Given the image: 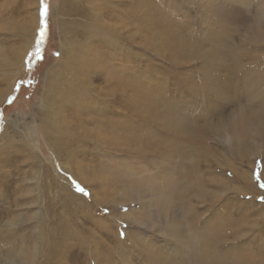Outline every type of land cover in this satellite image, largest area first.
<instances>
[{
    "label": "rangeland",
    "instance_id": "1",
    "mask_svg": "<svg viewBox=\"0 0 264 264\" xmlns=\"http://www.w3.org/2000/svg\"><path fill=\"white\" fill-rule=\"evenodd\" d=\"M44 4L41 38V0H0V93L6 91L0 99V264L6 252L11 261L3 264H186L174 259L175 251L189 248L160 230L164 215L151 202L153 193L133 186H158L162 178L151 147L139 153L131 138H168V128L149 115L153 98L187 122L182 135L169 138L193 141L199 151L187 162L191 180L183 196H174L185 202L181 218L192 246L199 248L214 229L217 237L205 242L222 255L264 264V129L251 132L253 153L234 152L224 138L235 106L246 114L263 107L249 105L241 90L234 104L233 91L218 92L209 81L228 72L264 75V27L254 33L257 21L264 23V0ZM88 43L96 69L74 63L69 70H79L89 97L81 108H62V130L52 132L43 117L53 114L51 94L62 91L59 67ZM61 72L69 84L73 73ZM260 90L253 92L263 103ZM215 127L219 132L209 133ZM4 133L16 146L7 148ZM127 212L136 222L124 219Z\"/></svg>",
    "mask_w": 264,
    "mask_h": 264
},
{
    "label": "bare ground",
    "instance_id": "2",
    "mask_svg": "<svg viewBox=\"0 0 264 264\" xmlns=\"http://www.w3.org/2000/svg\"><path fill=\"white\" fill-rule=\"evenodd\" d=\"M234 10L236 11V8H234ZM235 11H234V13H238V11H236V12ZM255 26L256 27H255L254 33H256L261 28H263L264 23L260 20V21H257ZM86 30H87V35H88V33H91V31H93V28H91L89 26L86 28ZM91 35H92V33H91ZM102 35L104 37V34H102ZM103 40H105V39H103ZM91 41H92V39L90 40V43H91ZM88 45H89V43L87 44V47L83 50L74 51L72 49V52H70L71 57L68 56L66 60L64 59L66 61V64H64V65H66V66L63 65V67H64L63 68L62 65H60V67H59V69L61 68L62 71L66 70L68 75H70V73H73V76L70 77L71 82L68 81L69 84H67L66 83L67 81L65 82V79L66 80H68V79L65 77L64 73H62L61 70H59V74H60L59 78H60V80L62 79V81H60V87H61L62 91L60 92L59 95H56L53 93L51 94V97L49 100L53 104V106H52L54 109L53 114L50 118L48 116L43 117V121L45 122V125L46 126L49 125L52 132L62 130L63 125L61 124L60 120L57 118V115H59L62 112V108H64L67 104H71L76 109L81 108L82 106H79V104L82 102L81 100L83 98L89 97L87 94V91L83 90L84 85H85L83 83L84 80H81V78L79 76H77V74H76V72H78L79 70L78 69L69 70V67H73L74 63H79V64H82L83 66L85 65L87 68H89L88 71L90 70V68L95 67V64L93 63L94 61L90 60V58H89L90 54H89V50H88ZM214 54H218L217 50L216 51L214 50ZM18 60H19V57L17 58V61ZM95 69H96V67H95ZM85 74H86V72L82 73L83 76ZM232 75L233 74L231 72H228L227 76H223V77L220 76V79H219V76L216 75L215 77H211L209 81H210V83L212 81L211 84L217 88L218 92L222 93L225 90H229L230 92L233 91L232 96H234L233 97L234 98V104L236 103V101L238 99H241L238 97L239 94L244 93V94H246L247 100H249V102H251V103H249V105H261L263 108L260 107L258 109L249 110L250 113L246 114L245 111L243 110L244 108L243 109L240 108L241 109V112H240L239 106L238 107L235 106L234 115H233L232 119L229 120V122L227 123V125L231 127L232 132L230 135L224 136V138H225L227 143H231L230 148H234V152H240L241 151L244 154L245 153H253V151H255L256 147L253 144L252 139H250V136H252L251 132L256 133L257 131L260 130V128L264 129V102L260 103L261 99L259 98V95L253 91H254V88H257V86L262 87L264 89V75L260 77V76H256V75H252V74H246L243 76V78L237 77V76H234V78H233ZM204 77H207V76H204ZM53 82H54V79H53ZM86 85H87V83H86ZM244 85H246V86H244ZM52 86L53 85H51V87ZM238 90H241V93ZM260 91L264 93L263 90H260ZM48 92L50 93V91H48ZM230 92H228V94ZM5 93H6V91L0 93V99L5 96ZM48 95H50V94H48ZM138 96L136 95L135 99H134L135 101L133 100L137 104H138V102H137L138 99H136V98ZM72 97L75 100H72L70 102V99ZM123 97H121V98H123ZM153 99H155V98H153ZM153 99H152V103L150 106V113L151 114H149L150 117L153 118L152 120L161 121L163 123L164 128L165 129L168 128L167 130L163 131L164 133H167L168 138L169 137L171 138V136L174 132H177V133L179 132V134L182 135V133H184L187 130V122L186 123L179 122L176 119H173V117H172L173 115L171 113V108L169 107V105L166 104L164 106L163 105L160 106V104ZM68 100H69V102H67ZM120 100L122 101V99H120ZM126 102H128L127 98H126ZM122 103H124V102H122ZM136 103H134V104H136ZM240 107H242V106H240ZM243 107H244V105H243ZM57 110H59V111H57ZM141 110H142V108L141 109L138 108V110H136V111H139L141 113ZM169 132H170V134L172 132V134L171 135L168 134ZM217 132H219V129L217 127L209 130V133L216 134ZM221 136H222V134H221ZM2 137L5 140V144L8 146L7 148L14 147L12 145L16 146V143H15L16 140H14V138L9 136L8 134L4 133ZM131 138H133V140L135 141V144L137 145L136 148L134 149L135 151L140 153L144 150L148 151V149H150V147H151L152 153L150 156L152 158L150 161L152 163H155V165H158L160 163L158 165L157 171H158V173H160L159 177L162 176V178H159L162 180V182H161V180L155 181L158 186L155 185V186L149 188V187H146L147 185L146 186H140V184H142L140 182H135L133 184V186L134 187L138 186V188L140 189V192L144 193L145 191H148V192L153 193L152 195L154 196L155 201H153V196H152L151 202H154L155 204L154 203H152V204L161 208L162 212H163L161 214L164 215L163 216L164 222L161 223V221H159L160 224H158L160 230L165 232L167 235L179 240L180 244L182 242V244L185 248L186 247L189 248V251H187V252H185L184 250H179V251L176 250L175 253L177 254V256H176V258L174 257V259L179 258V259L183 260V263H186V264H190V263L191 264H242V263L256 264L255 262H251L250 260H246L244 262V261H242V259H240L241 257H237V258L236 257L235 258L226 257V256L222 255L218 249H215L212 247L211 244H213V241L206 243L205 241H209L210 239L212 240L215 237H217V232L214 229H212L213 231L212 230L207 231L206 235L203 238H201L202 240L198 241L199 245H200L199 248L196 247L195 245L192 246L194 241L191 240L192 241V244H191V241L189 240L190 239V232L184 224V218L183 219L181 218V216L184 217V214H181L182 213L181 211H184V208L182 210L181 206L185 202H184V200H181L183 203H179V204L176 203L174 196L180 197V195H182V193L186 190V187H188V184L191 180L189 177L191 172L188 171L189 168L187 166L188 165L187 162L189 159L190 160L195 159V154L199 152V151L198 152L195 151V150H198V148L196 146H194L193 141L186 142V140L181 141V139H180V140H177V143L176 142L174 143L170 138L169 139L166 138L163 141H159V140L156 141V139H151V140H148V142L146 143L141 138L139 139L138 137H133V136H131ZM101 139H105V137L103 136V137H101ZM109 141H110L109 144H112V145L117 144V143H113L116 141H112V140H110V138H109ZM25 143L26 142H24L23 140H21V143L18 142L19 146H21V147L23 146L22 147V154H25V152L23 151V148L27 149V146ZM174 147L180 148V151L178 152ZM153 154H155V155L153 156ZM26 155L27 156L29 155L28 152L26 153ZM31 155H30V157H31ZM174 163L176 164L177 167H179V172H180L179 173L178 171H176V172H178V176L176 175L177 176L176 178L173 176V169L175 166ZM157 177H156V179H157ZM82 180L83 181L81 183L85 182L84 179H82ZM159 183L163 184V187H160ZM151 188H152V190H151ZM198 189L201 190L200 188H198ZM197 190H195V191H197ZM181 191H183V192H181ZM140 195H141V193H140ZM198 195H199L198 197L201 196L199 194V192H198ZM215 201H216V199H215ZM156 209L158 210V208H156ZM169 212H171V213H169ZM123 215H124V219H127L130 222V224L136 222V220H133V217L128 215V212L123 213ZM158 215H160V214H158ZM39 217L36 219V223L40 222L41 218H39ZM98 224H99V222H98ZM6 228H8V227H6ZM198 240H200V239H198ZM92 252L94 253V251H92ZM158 257L160 260L164 261L163 260L164 257L162 255L158 254ZM1 259H3L1 261L2 262L1 264L7 263V261H11L10 253H8V252L3 253ZM162 261H160V262H162ZM166 261H168V258L166 259ZM169 264H179V263H177V261H172V262H169Z\"/></svg>",
    "mask_w": 264,
    "mask_h": 264
},
{
    "label": "snow or ice",
    "instance_id": "3",
    "mask_svg": "<svg viewBox=\"0 0 264 264\" xmlns=\"http://www.w3.org/2000/svg\"><path fill=\"white\" fill-rule=\"evenodd\" d=\"M46 5L44 4V0H41V9H40V16H41V27L39 29V34H40V37L42 38L43 35H44V32H45V28H44V24H45V21H44V16L46 14ZM11 99V98H10ZM261 187H264V184L261 185Z\"/></svg>",
    "mask_w": 264,
    "mask_h": 264
}]
</instances>
